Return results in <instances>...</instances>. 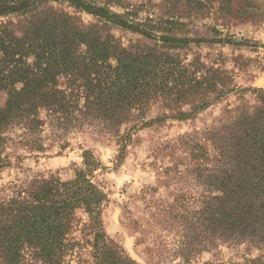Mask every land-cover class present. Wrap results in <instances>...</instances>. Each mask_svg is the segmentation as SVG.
<instances>
[{
  "label": "trees",
  "instance_id": "obj_1",
  "mask_svg": "<svg viewBox=\"0 0 264 264\" xmlns=\"http://www.w3.org/2000/svg\"><path fill=\"white\" fill-rule=\"evenodd\" d=\"M79 13L103 26H87ZM129 16L94 0H0L7 19L0 22V172L9 165L10 143L44 153L46 140L65 147L75 133L117 135L123 128L128 140L138 127L188 120L229 91L226 71L182 58L196 41L178 36L186 24ZM112 27L143 40L125 47ZM254 92L261 104L253 112L169 149L190 154L192 181L202 189L196 209L177 205L178 264L226 245L245 246L244 262L204 264H264V90ZM83 158L70 179L12 184L10 196L0 195V264H138L107 235L108 196L94 182L103 166L90 150ZM81 223L83 238L91 237L87 257L72 237ZM253 252L256 258L246 257Z\"/></svg>",
  "mask_w": 264,
  "mask_h": 264
},
{
  "label": "rangeland",
  "instance_id": "obj_2",
  "mask_svg": "<svg viewBox=\"0 0 264 264\" xmlns=\"http://www.w3.org/2000/svg\"><path fill=\"white\" fill-rule=\"evenodd\" d=\"M94 1L108 3L112 12L120 15L131 14L130 19L136 22L169 19L186 24L188 31L178 36L196 41L183 49L182 58L186 63L198 60L207 68L226 71L229 91L188 120L138 127L128 140L123 137V128L117 135L98 134L91 129L75 133L68 137L65 147L46 140L44 153L10 143L9 165L0 172V195L10 196L7 187L12 184L31 183L57 174L63 179L72 178L76 166H83L84 151L90 150L103 166L94 173V182L108 196L102 212L107 235L138 264H178L181 260L173 256L183 241V232L174 220L179 214L177 205L185 203L190 210L196 209L202 189L192 181L194 162L190 154L169 149L177 148L181 137L219 128L260 106L259 93L254 90H264V0ZM67 11L74 13L72 9ZM78 17L87 26L100 24L92 15L79 13ZM3 21L7 19L0 17ZM111 33L125 47L143 40L119 27H112ZM5 101V94H1L0 104ZM157 115L158 105L150 117ZM47 133L48 129L44 135ZM82 226L83 223L72 237L82 242L83 256L87 257L91 237L83 238ZM245 248L221 246L200 256L194 264L244 262ZM257 255L253 252L246 257Z\"/></svg>",
  "mask_w": 264,
  "mask_h": 264
}]
</instances>
